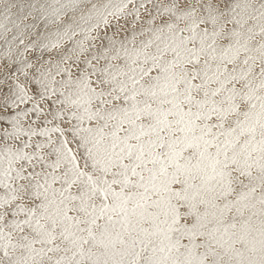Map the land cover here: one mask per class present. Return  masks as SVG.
I'll return each mask as SVG.
<instances>
[{"label": "snow or ice", "instance_id": "6c2138e0", "mask_svg": "<svg viewBox=\"0 0 264 264\" xmlns=\"http://www.w3.org/2000/svg\"><path fill=\"white\" fill-rule=\"evenodd\" d=\"M0 264H264V0H0Z\"/></svg>", "mask_w": 264, "mask_h": 264}]
</instances>
